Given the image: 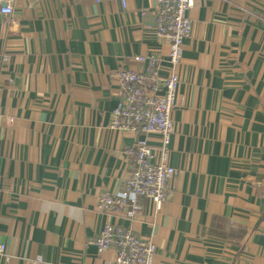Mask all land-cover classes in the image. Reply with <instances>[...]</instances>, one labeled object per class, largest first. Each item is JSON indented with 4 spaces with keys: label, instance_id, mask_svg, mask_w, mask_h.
<instances>
[{
    "label": "crops",
    "instance_id": "1",
    "mask_svg": "<svg viewBox=\"0 0 264 264\" xmlns=\"http://www.w3.org/2000/svg\"><path fill=\"white\" fill-rule=\"evenodd\" d=\"M157 0H16L0 14V264H111L107 223L153 241V264H264V0H195L160 211L98 209L124 189L125 149L159 133L110 127L113 73L168 63Z\"/></svg>",
    "mask_w": 264,
    "mask_h": 264
},
{
    "label": "built area",
    "instance_id": "2",
    "mask_svg": "<svg viewBox=\"0 0 264 264\" xmlns=\"http://www.w3.org/2000/svg\"><path fill=\"white\" fill-rule=\"evenodd\" d=\"M16 0H0V14L11 15ZM38 1V0H37ZM100 3L103 0H94ZM121 1L126 6L127 0ZM195 0H157L156 34L169 43L168 63L155 54L137 55L142 66L134 70L120 67L113 73L119 86V101L112 113L110 127L135 135L159 133L163 145L160 155L146 140H136L125 149L129 172L124 189L104 193L98 209L102 212H121L134 219L141 210L142 200H150L160 211L168 194V185L176 169L168 162L169 142L175 130L173 112L181 78L177 67L184 52V41L191 36L193 21L188 12ZM98 251L117 249L111 264H153L156 244L138 236L131 228L107 223L93 239ZM6 246L0 245V254Z\"/></svg>",
    "mask_w": 264,
    "mask_h": 264
},
{
    "label": "rangeland",
    "instance_id": "3",
    "mask_svg": "<svg viewBox=\"0 0 264 264\" xmlns=\"http://www.w3.org/2000/svg\"><path fill=\"white\" fill-rule=\"evenodd\" d=\"M168 54H169V51H168Z\"/></svg>",
    "mask_w": 264,
    "mask_h": 264
}]
</instances>
